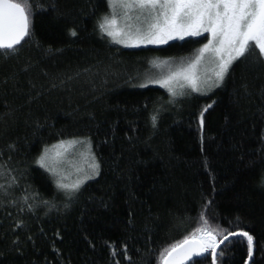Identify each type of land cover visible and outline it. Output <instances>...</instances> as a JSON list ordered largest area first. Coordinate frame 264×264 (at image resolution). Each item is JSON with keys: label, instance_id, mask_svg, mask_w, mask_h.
Masks as SVG:
<instances>
[{"label": "trees", "instance_id": "obj_1", "mask_svg": "<svg viewBox=\"0 0 264 264\" xmlns=\"http://www.w3.org/2000/svg\"><path fill=\"white\" fill-rule=\"evenodd\" d=\"M28 2L45 10L17 51L0 50V264H162L202 215L220 232L250 231L264 264L259 50L212 93L185 85L173 97L154 81L207 35L127 49L98 27L109 0ZM62 141L88 144L100 165L71 197L38 163ZM226 244L216 264L247 262L244 240ZM197 261L212 264L211 252L185 264Z\"/></svg>", "mask_w": 264, "mask_h": 264}, {"label": "snow or ice", "instance_id": "obj_2", "mask_svg": "<svg viewBox=\"0 0 264 264\" xmlns=\"http://www.w3.org/2000/svg\"><path fill=\"white\" fill-rule=\"evenodd\" d=\"M109 6L112 18L103 17L98 27L116 43L126 47H138L142 44L161 45L174 39L183 40L185 37L209 34L206 37L208 42L197 50L198 54L186 67L171 71L167 76L154 81L166 88L173 97L184 94L177 93L175 89V85L181 80L186 82L193 92L219 87L232 65L242 58L247 59L256 49L259 50L258 61L264 64V0H109ZM117 7L124 10L125 19H131L130 12L138 11L136 19H142L145 26H137L135 29L131 25L120 27L115 11ZM34 9L45 10L42 5H32L28 0L23 3L0 0V50H3L5 55L17 51V46L30 35ZM72 35L76 33L73 32ZM206 57L207 62L213 64V71L211 76L202 77L198 74V68L205 62ZM179 86L182 89L185 84L179 83ZM156 119L153 115L154 125ZM73 143L75 142H68L69 145ZM64 144L62 141L59 146L54 147H63ZM62 155L60 151H56L49 157V150L45 149L38 163L58 175L56 165ZM88 155L91 157V163L88 164L90 171L85 172L82 179H77L72 184L63 183L62 180L57 182V187L64 190L69 197L80 190L84 181L100 174V165L96 163L95 157L91 156L90 152ZM77 171L83 172L84 169ZM201 220L202 226L195 232L161 252L162 264H185V261L193 256H200L209 251L215 264L218 256L223 255V251L217 252V249L221 244H225L227 248L226 242L232 237H239L246 242L248 260L255 264L253 256L256 241L250 231L220 232L210 226L203 215ZM218 236L222 238L218 240Z\"/></svg>", "mask_w": 264, "mask_h": 264}, {"label": "rangeland", "instance_id": "obj_3", "mask_svg": "<svg viewBox=\"0 0 264 264\" xmlns=\"http://www.w3.org/2000/svg\"><path fill=\"white\" fill-rule=\"evenodd\" d=\"M109 9H110V6H109ZM110 11H111L110 12V16L111 17L109 19L112 18V10H110ZM115 11H116V17H117V20H118V24H119L120 27H125L126 25H131L132 28L135 29V27H137V26H140V27L145 26L143 24V22H142V19L141 20H137L136 19V17L139 15L138 11H132V12L129 13V15L131 16V19H125V15H124V10L123 9L117 7L115 9ZM204 35H207V37L209 36L208 33H204L202 36H204ZM198 37H201V36H198ZM198 37H185L184 39H186V38H198ZM108 38H109V40L112 43L118 45L119 47L127 48V49L147 48V47H162V46L166 45V44H161V45H157V44H142V45H140L138 47H126L124 44L116 43L113 40L112 37L108 36ZM173 41H181V40L180 39H174V40H170L169 42H173ZM207 42L208 41H206L204 44H206ZM203 45H201L199 47V49L201 47H203ZM197 54L198 53H196V55ZM195 56H194V58H195ZM187 64L188 63L185 62V63L180 64V65H175L174 67H172L173 69H171L170 66L167 68V65H165V66H162L160 68V70H163V71L166 72V70H170L171 69L168 73H166L164 75V77H165L171 71H176V70H178L181 67H186ZM212 71H213V64L210 63V62H207V57H206L205 62H203L198 68V74H200L202 77L211 76L212 75ZM161 78H163V77H161ZM179 83H184L186 85V82H184L182 80ZM179 83H177L175 85L176 91L180 87ZM157 84L160 85L159 83H157ZM221 85L219 87H221ZM219 87H213L211 89H205L202 92H195V93L200 94V95H208V94L212 93L214 90L218 89ZM164 89H166V88H164ZM68 142H75V143H73L72 145H69ZM60 143H58V144H56L54 146H59ZM54 146H52V147H50L48 149L49 150V157L53 156L56 151H60L63 154L62 157L60 158V162L56 165L58 175H54L52 172H50L45 167H43V168H45L46 172L51 176V178L54 180V182L56 184L60 180H62L63 183L72 184L77 179H82L84 174H85V172H89L90 171L88 169V164L91 163V157L88 154H89V152L91 153V151H90V147L88 146V144L83 143L81 141L80 142L79 141H65V144H64L63 147H54ZM91 156H93L92 153H91ZM49 163H50V161H49ZM78 169H84V171L83 172L77 171Z\"/></svg>", "mask_w": 264, "mask_h": 264}, {"label": "water", "instance_id": "obj_4", "mask_svg": "<svg viewBox=\"0 0 264 264\" xmlns=\"http://www.w3.org/2000/svg\"><path fill=\"white\" fill-rule=\"evenodd\" d=\"M22 43V42H21ZM222 245V244H221ZM220 245V246H221ZM219 249V248H218ZM217 249V250H218ZM204 254V253H203ZM201 256H203V255H200V256H193L190 260H193V259H197V258H199V257H201ZM190 260H188V261H190ZM211 260H212V264H213V257H212V255H211ZM188 261H185V263H187ZM250 261L249 260H247V262L245 263V264H248ZM215 264H216V261H215Z\"/></svg>", "mask_w": 264, "mask_h": 264}]
</instances>
